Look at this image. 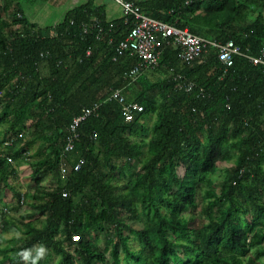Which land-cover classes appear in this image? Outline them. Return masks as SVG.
Masks as SVG:
<instances>
[{
    "label": "trees",
    "instance_id": "obj_1",
    "mask_svg": "<svg viewBox=\"0 0 264 264\" xmlns=\"http://www.w3.org/2000/svg\"><path fill=\"white\" fill-rule=\"evenodd\" d=\"M123 1L252 56L264 46V0ZM91 13L103 33H84ZM133 24L87 1L42 28L18 0H1L0 185L39 149L31 191L14 193L28 210L15 220L0 208L2 230L20 233L0 246V264H264V67L242 57L225 67L213 51L188 65L164 45L159 64L132 81L137 57L112 56ZM116 89L142 112L126 122L121 105L105 102L66 153L72 119Z\"/></svg>",
    "mask_w": 264,
    "mask_h": 264
},
{
    "label": "built area",
    "instance_id": "obj_2",
    "mask_svg": "<svg viewBox=\"0 0 264 264\" xmlns=\"http://www.w3.org/2000/svg\"><path fill=\"white\" fill-rule=\"evenodd\" d=\"M120 8L122 16L132 18L134 24L127 33L126 37L117 44L113 61L129 55L137 57L139 63L129 72V78L135 81L136 78L146 69L156 67L161 58L163 46H172L179 50V58L184 64H191L198 60L201 56L213 51L217 55V59L225 67L233 65L235 57H242L255 66L264 67V46L260 50L258 56H252L247 52H243L239 46L232 41L221 44L215 41L195 36L187 29H179L170 26L161 21L149 18L141 13L140 9L133 3L123 0H113ZM84 33H103L104 28L101 20L94 14H90V23L82 24ZM192 88V84L184 87L186 91ZM108 101H115L121 105L122 116L126 122L134 119V115L142 112V106L136 102H127L121 89L112 90L108 93L103 101L97 100L91 106L82 109L81 113L74 117L69 123L65 139L66 153H71L75 149V144L79 139L78 129L83 121L96 115L102 105ZM14 138H11L4 145H11ZM11 161L10 159H8ZM83 160L74 164L73 170L79 171ZM67 173L65 166L61 167L60 174L64 176ZM66 196V193H63ZM78 236H73V241H77Z\"/></svg>",
    "mask_w": 264,
    "mask_h": 264
},
{
    "label": "rangeland",
    "instance_id": "obj_3",
    "mask_svg": "<svg viewBox=\"0 0 264 264\" xmlns=\"http://www.w3.org/2000/svg\"><path fill=\"white\" fill-rule=\"evenodd\" d=\"M82 2V0H79L76 3H73V1L65 3H62L61 1L59 3V0L48 2H44L41 0H18V4L21 10L24 12L26 18L30 22L38 24L41 27H53V24L62 20L63 15L61 14L66 10L68 5L72 8L80 5ZM102 4L105 7L109 17L114 19L119 17L121 10L113 0H102ZM157 76L158 75H155L154 77L156 78ZM154 121V116H151L146 120L149 127L153 125ZM201 138L202 141L205 142L206 135L204 132L202 133ZM38 149L39 147L37 146V144L28 149L27 157L29 161H21V163H19L18 161L12 162V169H14L15 174L11 175L8 179V184L10 185V187H6L4 186V184L0 185V208L4 207L7 215H9V217L11 218H14L15 220H17L23 213L28 210L27 199H25L23 204H21L18 202L14 193L18 192L20 194H24L28 191H31L33 185V182L31 180V168L32 165H34V162L38 160ZM216 164L220 170L230 167V164L222 162L218 159ZM133 165L136 170L140 166L138 161L134 162ZM219 175L222 176V173L219 172ZM53 180V177H48L44 180L43 186L48 187L52 184ZM197 202L199 203V208L201 210L202 201L200 197H197ZM17 235H20V233L13 228L2 230V228L0 227V246L7 244L12 237H16ZM96 240L98 241V244L100 246L104 247V236H97ZM131 244L134 246V248L137 249V244L135 242H132ZM56 259L57 258H55V260Z\"/></svg>",
    "mask_w": 264,
    "mask_h": 264
},
{
    "label": "crops",
    "instance_id": "obj_4",
    "mask_svg": "<svg viewBox=\"0 0 264 264\" xmlns=\"http://www.w3.org/2000/svg\"><path fill=\"white\" fill-rule=\"evenodd\" d=\"M49 1H53V0H49ZM62 1V3H65V2H69V1H73V3H76L77 1H79V0H59V3ZM83 2L81 3V4H83V3H85V2H87V1H92L95 5H97V6H103V4H102V0H82ZM48 2V1H47ZM71 5H73V4H71ZM104 7V6H103ZM72 8H74V7H72ZM69 5L67 6V8H66V10L64 11V12H62V14L61 15H63V17H64V15L66 14V12L68 11V10H71L72 9ZM105 8V7H104ZM121 12V11H120ZM105 13H106V18L108 19V21L109 20H114V18H111V17H109L108 16V14H107V11H106V9H105ZM119 13V12H118ZM122 16V13H120V15H119V17H121ZM63 17H62V19H63ZM118 17V18H119ZM116 19V18H115ZM62 21V20H61ZM61 21H59V22H61ZM59 22H56L55 24H53L54 26L56 25V24H58ZM38 25V24H37ZM39 26V25H38ZM39 27H41V26H39ZM42 28H45V27H42Z\"/></svg>",
    "mask_w": 264,
    "mask_h": 264
},
{
    "label": "clouds",
    "instance_id": "obj_5",
    "mask_svg": "<svg viewBox=\"0 0 264 264\" xmlns=\"http://www.w3.org/2000/svg\"><path fill=\"white\" fill-rule=\"evenodd\" d=\"M44 248H40L38 252V256H42L44 254ZM33 264H35V261H33Z\"/></svg>",
    "mask_w": 264,
    "mask_h": 264
}]
</instances>
